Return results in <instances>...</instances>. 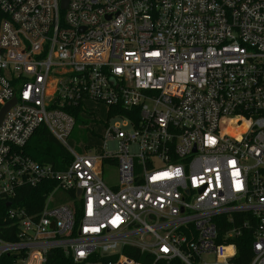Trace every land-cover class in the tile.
<instances>
[{"label": "built area", "instance_id": "built-area-1", "mask_svg": "<svg viewBox=\"0 0 264 264\" xmlns=\"http://www.w3.org/2000/svg\"><path fill=\"white\" fill-rule=\"evenodd\" d=\"M0 13V110L17 99L0 124V199L44 180L69 195L34 215L8 203L18 241L0 230V258L235 264L227 242L251 232V264H264V0H0ZM88 103L108 124L102 149L79 154L66 109L82 118ZM40 126L66 169L24 153Z\"/></svg>", "mask_w": 264, "mask_h": 264}, {"label": "trees", "instance_id": "trees-1", "mask_svg": "<svg viewBox=\"0 0 264 264\" xmlns=\"http://www.w3.org/2000/svg\"><path fill=\"white\" fill-rule=\"evenodd\" d=\"M3 19V15L0 13V21ZM69 113H72L77 122L83 118L80 117L82 109H66ZM110 114V111H109ZM24 153L32 160L38 162L41 165H51L56 170H64L71 163V156L69 152L55 139L46 126H40L34 133L27 146L24 148ZM55 181L44 180L36 187H22L17 190L15 196L11 199L13 206L25 208L29 214L34 215L39 213L50 194L55 189ZM8 203L5 200L0 199V230L4 233L2 237L10 242H17V236L15 235V229L12 228V232L9 235L6 228L11 225V222L7 220ZM221 237L224 236L226 231L225 221L227 217H221ZM220 225V224H219ZM14 233V235H13ZM228 244H235L237 246V257L235 258V264H251L253 259L252 243L253 233L246 232L239 239H230ZM125 254L129 255L136 261L145 263L139 254H131L125 251ZM17 255H4L0 258V264H15ZM50 264H72L69 259H65L61 252L54 251L51 254ZM160 264H183L180 260H173L169 263Z\"/></svg>", "mask_w": 264, "mask_h": 264}, {"label": "rangeland", "instance_id": "rangeland-1", "mask_svg": "<svg viewBox=\"0 0 264 264\" xmlns=\"http://www.w3.org/2000/svg\"><path fill=\"white\" fill-rule=\"evenodd\" d=\"M87 105L92 109L84 112L83 119L76 123L75 129L68 140V144L79 154L84 152L85 146L90 147L86 150L102 149L101 137L108 124L107 108L95 103H88ZM109 125H113V123L110 122ZM106 150L113 153L118 152L117 141L106 142ZM102 170L104 181L111 186H115L118 183V170L115 164L105 165ZM49 199L54 200L52 206L65 205L68 203L69 195L61 190L51 194L48 201ZM203 259L209 262L215 261L214 256L204 257Z\"/></svg>", "mask_w": 264, "mask_h": 264}, {"label": "water", "instance_id": "water-1", "mask_svg": "<svg viewBox=\"0 0 264 264\" xmlns=\"http://www.w3.org/2000/svg\"><path fill=\"white\" fill-rule=\"evenodd\" d=\"M70 0H61V9L67 10L69 6ZM17 103V99H13L10 102H8L5 106L2 107L0 110V124L3 121L6 113ZM78 194H80V191H78Z\"/></svg>", "mask_w": 264, "mask_h": 264}, {"label": "bare ground", "instance_id": "bare-ground-1", "mask_svg": "<svg viewBox=\"0 0 264 264\" xmlns=\"http://www.w3.org/2000/svg\"><path fill=\"white\" fill-rule=\"evenodd\" d=\"M240 130H242V129H240ZM239 132H241V131H239Z\"/></svg>", "mask_w": 264, "mask_h": 264}]
</instances>
